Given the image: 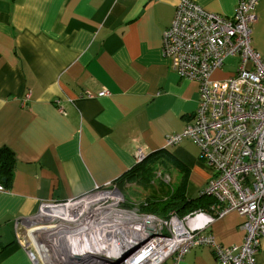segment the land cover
<instances>
[{"label": "crops", "instance_id": "0c3cea01", "mask_svg": "<svg viewBox=\"0 0 264 264\" xmlns=\"http://www.w3.org/2000/svg\"><path fill=\"white\" fill-rule=\"evenodd\" d=\"M192 1L226 17L238 2ZM177 2L0 0V149L15 159L0 192V264H32L27 223L40 204L107 184L124 196L116 183L138 152L169 150L186 174L188 198L206 187L212 173L199 148L189 139L166 146L192 123L199 100V84L181 78L162 53ZM255 12V25L264 22V0ZM237 62L228 58L212 81L224 83ZM180 175L172 170L173 183ZM233 213L209 226L216 244H242L244 219ZM162 264L219 263L201 246ZM256 264H264V237Z\"/></svg>", "mask_w": 264, "mask_h": 264}, {"label": "built area", "instance_id": "2783aa9c", "mask_svg": "<svg viewBox=\"0 0 264 264\" xmlns=\"http://www.w3.org/2000/svg\"><path fill=\"white\" fill-rule=\"evenodd\" d=\"M259 1L238 0L234 14L226 17L192 0H178L162 45L172 69L199 84L192 123L168 137L166 146L189 139L199 148L201 161L212 173L202 193L215 200V216L236 212L243 217L242 244H216L208 232L212 214L198 211L167 220L138 214L124 208L122 193L107 184L76 199L40 204L27 223L32 245L26 249L32 264H63L123 240L129 243L115 258L88 264H162L201 246L211 248L219 264H256L264 237V60L251 47L250 36ZM228 58L238 60L235 74L224 83L212 81ZM145 156L138 152L136 162Z\"/></svg>", "mask_w": 264, "mask_h": 264}, {"label": "trees", "instance_id": "16d2710c", "mask_svg": "<svg viewBox=\"0 0 264 264\" xmlns=\"http://www.w3.org/2000/svg\"><path fill=\"white\" fill-rule=\"evenodd\" d=\"M14 164L13 155L7 149H0V184L3 187L8 185L13 175ZM173 169L179 174L181 172L177 182H165L162 174L171 175ZM116 184L123 192L125 185L130 187L133 184L142 188L145 197L138 203V214L154 215L161 220H167L173 215L182 219L198 211L211 214L212 208L216 206L215 200L202 192L198 197L186 196V174L175 163L169 150L146 154L145 158L126 172ZM123 207L129 209L134 206L125 200Z\"/></svg>", "mask_w": 264, "mask_h": 264}, {"label": "rangeland", "instance_id": "374dc122", "mask_svg": "<svg viewBox=\"0 0 264 264\" xmlns=\"http://www.w3.org/2000/svg\"><path fill=\"white\" fill-rule=\"evenodd\" d=\"M255 26H253L252 33H251V36H250V38H251V47L254 50H257L256 48H258L257 51L260 53V55L264 59V22H262V23H260L258 25H255ZM252 40H253V42L255 41L254 44H252ZM196 111H197V109H196ZM195 114H196V112H195ZM195 114H194V116H195ZM194 116H193L192 119H194ZM162 175H163V180L165 182L174 184V183H172L173 180H172V177H171L170 174L163 173ZM155 185L157 186V182L155 183ZM202 194L206 195V193H204V192ZM124 196H125L124 197L125 200H128L129 203L134 206L133 208H129V209L138 212V209H137L138 208L137 207L138 203L141 202L144 199V197H145L144 191L142 190V188L137 187V186L132 184L130 187L124 189ZM234 213H236V212H234ZM212 216H214V221L216 219H218V218H221V217L215 216L214 213L212 214ZM261 239H260V241H261ZM259 246H260V242H259Z\"/></svg>", "mask_w": 264, "mask_h": 264}, {"label": "water", "instance_id": "95a60500", "mask_svg": "<svg viewBox=\"0 0 264 264\" xmlns=\"http://www.w3.org/2000/svg\"><path fill=\"white\" fill-rule=\"evenodd\" d=\"M129 240H123L121 244L113 247H105L106 249H94L90 251L89 253L80 256V257H71L70 259H67L64 261L63 264H88L89 260H95V261H104L108 260V258L115 253L119 248H123V245H128Z\"/></svg>", "mask_w": 264, "mask_h": 264}, {"label": "bare ground", "instance_id": "6f19581e", "mask_svg": "<svg viewBox=\"0 0 264 264\" xmlns=\"http://www.w3.org/2000/svg\"><path fill=\"white\" fill-rule=\"evenodd\" d=\"M174 227H175V229L177 228L176 225H174ZM161 234H162V235H165L166 233H165L164 231H161ZM167 235H169V234L167 233ZM127 248H128V247H127ZM118 253H119V252L117 251L116 253H114L113 255H111V256L108 258V260L115 258L116 255H117Z\"/></svg>", "mask_w": 264, "mask_h": 264}]
</instances>
